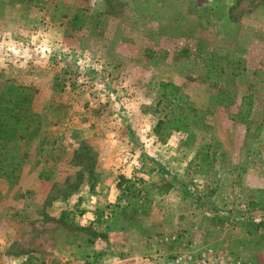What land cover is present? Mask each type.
Instances as JSON below:
<instances>
[{
	"label": "rangeland",
	"instance_id": "obj_1",
	"mask_svg": "<svg viewBox=\"0 0 264 264\" xmlns=\"http://www.w3.org/2000/svg\"><path fill=\"white\" fill-rule=\"evenodd\" d=\"M161 82L205 115L193 145L154 135L168 111L157 104ZM13 84L33 94L32 134L17 182L0 176V264L79 262L84 235L97 234L82 217L87 185L110 188L120 176L134 186L118 193V210L146 208L168 192L164 179L176 181L153 218L165 221L167 209L177 234L190 231L192 241L171 237L173 263L210 251L264 264V228L252 252L229 245L245 231L234 222L264 221V0H0V92Z\"/></svg>",
	"mask_w": 264,
	"mask_h": 264
},
{
	"label": "crops",
	"instance_id": "obj_2",
	"mask_svg": "<svg viewBox=\"0 0 264 264\" xmlns=\"http://www.w3.org/2000/svg\"><path fill=\"white\" fill-rule=\"evenodd\" d=\"M99 187V184L94 185L93 187H89L87 185L91 197L82 198L81 201L86 204V207L89 208V210H91V212H82V217L84 218L85 215H88L87 217L91 221H94V224H92V230H94L97 234H93L92 238L89 236L91 240L87 234L84 235L86 242L84 241L82 242L81 246H78L80 249L78 248L79 251L77 250L76 252H79L80 254L77 255V257H79L77 261L79 262H75L74 264H174L171 255L175 253L170 250L172 249L171 246L174 244L171 242V237H177L178 235L180 240H183L184 237H187L188 241H192L190 231H187V227H183L185 224H182V228L187 231L185 236L183 232H181L183 236L175 232L180 230L181 227L173 221L175 220V217L169 214L167 209L166 211L163 210L160 215V217L164 216V219H166L165 221H157L153 219L157 217L156 215L159 212L156 210V206H160L162 204L166 207V203H164L167 201L166 196L170 194L169 190L174 188H170L168 192H159L160 194H158V196L155 195L159 199L153 198L150 202H148L149 204L147 203L146 208L144 207L145 214H142L144 211L141 212V210H139L141 201L140 203L127 201V203H125L124 210H118V208H116V204L120 205L121 203V201L116 200L118 193H120V191L116 188V184H113L110 186V188L105 187L104 185H102L100 188ZM104 189H106L105 192H107V195H105L103 198L95 195L97 193L96 191H101ZM80 190H82V187ZM114 192H117V194ZM92 193L98 198L92 196ZM101 206L103 208H101ZM106 206L109 207L110 212L104 211ZM94 208H99L100 214H98L97 210L95 211ZM95 213H97V215H95ZM98 217H100V219L108 220L107 224L104 226L96 224L94 219L97 220ZM143 217L146 219L149 217L150 221L154 222L149 223L148 225L144 223L141 224L140 219ZM173 217L174 219H172ZM211 220L215 225L218 226L219 223H217L214 218ZM234 220L237 219L234 218ZM225 221L226 219L222 217L221 221H219L221 224L219 225H223ZM236 223L234 222L233 224L238 227L245 228L244 232L238 231V233L242 236L238 238L233 237V241H229V245H231L233 250L236 251L234 252V255L237 256L245 250H249L251 246L254 245V241L258 239L256 237L259 234V230H257L258 233L256 230H254L256 228L253 222L248 223L244 221V226H242L241 223ZM261 228L264 227H259L258 229ZM168 232H170L171 235H167ZM82 233L85 234V231H82ZM241 237H243V239H241ZM239 240L245 242V245L237 253L234 245H239ZM191 243L195 244L194 242ZM249 251L252 252L251 250ZM85 259L89 261H85ZM255 260L256 259H254V261ZM252 263L253 262L247 261L244 264Z\"/></svg>",
	"mask_w": 264,
	"mask_h": 264
},
{
	"label": "trees",
	"instance_id": "obj_3",
	"mask_svg": "<svg viewBox=\"0 0 264 264\" xmlns=\"http://www.w3.org/2000/svg\"><path fill=\"white\" fill-rule=\"evenodd\" d=\"M83 20L79 14H75L69 27L73 30H80ZM147 57L152 58L153 53L147 51ZM160 94L158 105L163 104L167 108L164 117L157 121L153 133L158 141L165 143L166 137L171 133L181 134L185 137V147L193 145V129L209 127L205 123V115L181 94V87L170 83L159 84ZM29 87L23 85H8L0 92V176L7 179L10 184H15L19 178V170L22 163L21 153L24 144L32 134L31 125L25 119V114L31 110L33 94ZM240 120L241 124L246 123V116ZM163 185L167 189L176 188V181L164 179ZM134 184V183H133ZM123 176L118 178L116 188L124 194H129L133 185ZM188 196V193L185 192ZM210 197V195H208ZM144 208V206H143ZM139 207V210L144 211ZM219 221H221L218 218ZM264 227V221L255 225V228ZM29 257L26 264H29Z\"/></svg>",
	"mask_w": 264,
	"mask_h": 264
},
{
	"label": "built area",
	"instance_id": "obj_4",
	"mask_svg": "<svg viewBox=\"0 0 264 264\" xmlns=\"http://www.w3.org/2000/svg\"><path fill=\"white\" fill-rule=\"evenodd\" d=\"M175 264H239L237 262L230 263V260L224 256H217L206 251L200 253L197 257H193L191 254L179 255L174 259Z\"/></svg>",
	"mask_w": 264,
	"mask_h": 264
}]
</instances>
